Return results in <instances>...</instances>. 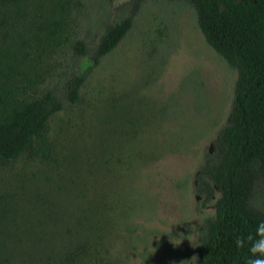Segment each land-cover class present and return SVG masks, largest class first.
Segmentation results:
<instances>
[{
    "label": "rangeland",
    "instance_id": "374dc122",
    "mask_svg": "<svg viewBox=\"0 0 264 264\" xmlns=\"http://www.w3.org/2000/svg\"><path fill=\"white\" fill-rule=\"evenodd\" d=\"M134 6L130 32L50 120L47 157L0 165V264L193 263L215 211L196 192L199 170L237 72L183 2L69 0L68 30L97 39ZM73 58L64 47L48 59L58 75Z\"/></svg>",
    "mask_w": 264,
    "mask_h": 264
},
{
    "label": "trees",
    "instance_id": "16d2710c",
    "mask_svg": "<svg viewBox=\"0 0 264 264\" xmlns=\"http://www.w3.org/2000/svg\"><path fill=\"white\" fill-rule=\"evenodd\" d=\"M196 14L207 44L237 72L232 110L218 131L196 192L214 214L198 230L192 264H246L247 245L264 219V0H166ZM69 0H0V165L19 157L46 158L53 116L78 102L88 76L130 32L137 7L118 13L97 39H73ZM71 48V66L55 75L56 59ZM60 49V50H59ZM218 196V197H217Z\"/></svg>",
    "mask_w": 264,
    "mask_h": 264
},
{
    "label": "clouds",
    "instance_id": "9594fccd",
    "mask_svg": "<svg viewBox=\"0 0 264 264\" xmlns=\"http://www.w3.org/2000/svg\"><path fill=\"white\" fill-rule=\"evenodd\" d=\"M235 246L239 248L247 245L250 255L246 258V264H264V219H260L254 229V234L237 235L234 238Z\"/></svg>",
    "mask_w": 264,
    "mask_h": 264
}]
</instances>
